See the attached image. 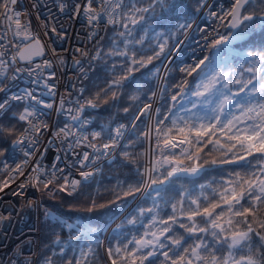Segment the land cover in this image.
I'll return each instance as SVG.
<instances>
[{
	"label": "snow or ice",
	"instance_id": "1",
	"mask_svg": "<svg viewBox=\"0 0 264 264\" xmlns=\"http://www.w3.org/2000/svg\"><path fill=\"white\" fill-rule=\"evenodd\" d=\"M17 3L18 0H0V22L3 23L0 28V94H4L0 98V175L5 176L0 180V193L23 177L12 195L23 196L31 186L53 199L62 193L76 197L80 195L81 185L93 178L98 168L79 171L80 179L70 178L71 173L64 175V170L56 164L46 168L37 156L38 152L41 156L47 152L46 148L38 146L40 137L50 129V125L40 119L44 115L40 106L53 109L54 101H47L29 89L22 94L8 95L10 81L17 79L18 73H36L34 82L38 83L42 75L37 70L53 67V61L49 59L34 64L36 58H43L49 52L53 57L58 56L38 32L32 31L30 21H22V16L27 13L18 11ZM33 7L39 5L34 3ZM56 7L70 21L83 14L91 28L89 40H102L99 33L107 26H112L115 38L106 51L98 45L88 61L91 69L96 61H103L105 57L112 59L113 62L106 65L110 75L91 95H85L88 89H79L74 107L67 109L74 124L59 128L55 137L68 141L69 148L74 142L92 149L91 153H73L78 157L77 164L88 168L102 158L114 159L117 154L129 164H136L137 155L128 149L134 148L141 139L152 142L154 136L156 155L143 171L137 165L135 182L123 184L120 192L114 194L115 198L106 202L89 197L83 204L69 205L73 211L96 213L113 204L123 207L127 198H135L137 194L151 200L150 207H138L135 214L125 217L122 222L143 224L140 218L148 217L144 231L139 234L129 232L122 239L114 237L104 247V264H264V49L244 53L247 67L240 65L237 69L229 63L234 59V44L246 41L249 33L257 28H264V0H228L227 5L215 6L210 0H196L194 8L189 6L191 13L183 12L182 5L176 0H136L135 3L59 0ZM158 7L162 11L175 13L179 9L183 12L182 17H176L183 20L176 28L185 34L196 23L192 15L202 10H207L215 26L198 27L203 34L202 55L193 57V63L179 69L185 78L172 86L176 91L169 98L166 114L149 124L144 118L151 120L153 114L159 116L161 109L153 111L152 103H144V100L155 98L157 93L152 90L150 79L145 78L140 83L141 77L136 73L148 70L161 55L178 51L183 43L177 41L173 48H168L167 36L156 32L155 47L151 44L148 48L143 47L148 36V21L155 18ZM43 28L45 36L51 32L60 39H67V30L62 24L58 28L56 24L45 22ZM137 30L143 33L139 38L134 35ZM161 37L163 42H160ZM76 51L82 57L88 56L82 48ZM149 51L152 54L146 55ZM59 59L60 63L64 62L62 57ZM20 61L29 66L17 67ZM75 63L81 65V74L87 76L88 70L81 61ZM160 71L153 66L149 74ZM194 74L195 77L203 76L193 89L187 77H194ZM48 75L55 78L54 71ZM43 82L47 94L55 96L56 85L49 84L48 79ZM230 85L238 87L232 91ZM125 100L137 104L128 124L115 118L119 111L129 113L130 107H118ZM184 100L190 107L180 103ZM65 103L66 98L62 96L58 112L65 110ZM14 104L16 111H13ZM178 104L179 111L185 115H174ZM87 109L108 112L107 123L98 125V130L92 132L82 131L85 125L92 124V114H86ZM169 120L171 123L167 124ZM138 122L144 124L142 130H138ZM133 136L135 140L131 139ZM122 141L126 143L122 144ZM205 149L209 151L205 152ZM15 150L24 159L10 165L8 154ZM213 153H219V158ZM230 165L236 167L226 171L219 180L200 184L195 193L183 186V181L200 176L206 169ZM174 184L181 185L180 193H172ZM40 204L38 200H29L26 206L37 208ZM164 208L170 212L162 216ZM44 214L55 227L72 229L75 232L72 238L78 243L85 240L77 257L64 256V248L60 249L63 264H94L101 246L100 241L93 239L98 226L73 224L47 208ZM38 264H56V260L53 256L42 255Z\"/></svg>",
	"mask_w": 264,
	"mask_h": 264
},
{
	"label": "built area",
	"instance_id": "2",
	"mask_svg": "<svg viewBox=\"0 0 264 264\" xmlns=\"http://www.w3.org/2000/svg\"><path fill=\"white\" fill-rule=\"evenodd\" d=\"M58 2L59 0H18L16 9L22 13H27L26 16H22V21H30L32 31L38 32L41 39L46 42L48 48L55 49L58 56L53 57L49 52L43 58H36L34 64L41 63L42 59H49L53 61V67L37 70V72H40L42 75V78L38 83L34 82L37 80L36 73H29L27 71L18 73L17 79L10 81L11 87L9 88L8 95H11L12 93L22 94L25 89H29L34 90L47 101H54L53 109H46L42 105L40 106V111L44 113L40 119L46 121L50 125V129L46 130L40 137V144L38 146L40 149L46 148L47 152H44L42 156L38 152L37 156L41 158V162L46 168L50 169L53 164H56L58 168L64 170V175L71 173L70 178L80 179L78 175L79 171L89 170L91 168H98L99 170L104 162L112 159L102 158L95 165H89L88 168H82L77 164L78 157L73 153H82L84 151L91 153L92 149L88 148L86 145H75L74 142L73 147L69 148L68 141L56 138L54 133L65 124H69L70 126L74 124L70 119V114L67 109L74 107V101L77 99L78 91L80 88H84V80L87 77L81 74L79 70L81 65H77L75 61H81L83 67L88 70V75V72L90 71L88 61L95 54L96 47L99 45L100 40L98 38L93 40L88 39L91 28L87 25L86 18L83 14L79 17H74L70 21L66 14H62L57 10L56 4ZM72 2H80V0H69V3ZM34 3L38 4L39 7L34 8ZM132 3L134 2L132 1ZM226 3H228V0H217L214 3V6ZM53 17H55V19H53ZM194 20L196 23L193 25V28L188 30L186 34L183 33L170 47L173 48L177 41H183V43L179 45V50H173L171 55H164L158 66V68H160L163 62L166 63L165 70L162 74L161 87L165 73L174 59L178 60L177 69L179 70L184 65L193 63V57L199 58L201 56L199 53L201 52V45H203L204 41L202 39L203 34L198 30V27L207 26L211 28L215 25L213 19L207 15V10H202L200 13H197ZM45 22L56 24L58 28L59 25L62 24L67 30V39H60L55 33L51 32H48L47 36H45V30L43 28ZM2 27L3 23L0 22V28ZM102 27L104 26L102 25ZM104 32L105 30L101 31L99 36L102 37ZM78 48L84 49L88 53V56L82 57L80 53L76 51ZM60 57L63 58V63H60ZM94 64L95 62L92 64L91 69ZM16 66L27 68L29 65L24 61H20ZM53 71L55 72L54 79L50 78L48 75ZM182 74L184 73L180 72L179 79ZM157 76L158 73L156 75V80ZM44 79H48L49 84L56 85L55 96L47 94L48 89L44 85ZM3 95L4 94H0V98H3ZM62 96L66 98L64 106L65 110L58 112L57 108L59 107V101ZM159 99L160 90L155 99V109ZM151 100H146L144 103L151 102ZM87 113L92 114V124L85 125L82 131L88 133L98 130V127L94 122V110L87 109L86 114ZM72 114L74 115L75 113ZM154 115L155 114H153L152 117L155 123ZM116 120L124 124L130 122V120ZM145 121L152 124L147 117ZM73 130L75 131V128H73ZM70 139L71 138H69V140ZM149 152L151 155H146V153ZM155 155L153 136L152 142L144 140L143 167L147 166L148 161L154 158ZM57 157H60V159L57 160ZM23 159V155L19 153L18 150H15L8 154L7 162L12 165ZM4 179L5 176L3 175L1 180ZM23 179V177H20L16 184H12L10 188L5 189L3 193H0V264H29V261H31V264H38L40 258L41 222L46 217L44 214L45 208H49L43 200V194L31 186L27 188L23 196L12 195V192L17 190V184L22 182ZM138 195L139 194H137V196ZM29 200L40 201V207H27L26 205Z\"/></svg>",
	"mask_w": 264,
	"mask_h": 264
},
{
	"label": "trees",
	"instance_id": "3",
	"mask_svg": "<svg viewBox=\"0 0 264 264\" xmlns=\"http://www.w3.org/2000/svg\"><path fill=\"white\" fill-rule=\"evenodd\" d=\"M135 3L136 0H127L126 3ZM171 2V0H169ZM177 3L182 5L183 12L191 13V5L192 8L196 6V0H176ZM183 12L179 9L177 12H169L167 10H161L159 7L156 10L155 18L150 19L148 21V36L143 45L144 48H148L149 44L155 47L157 43V38L155 36L156 32H162L168 38V48L173 44V42L177 39V37L182 33V30L178 31L176 25L182 23V19H177V15L183 16ZM192 15L191 18H193ZM259 22V21H257ZM143 33H134L136 38H139V35ZM103 39L100 40L99 46L103 47L106 51L110 46V41L115 38V33L112 26H108L102 35ZM160 42H163V37L160 38ZM137 47H140L139 45ZM234 59L229 61L233 67L239 69L240 65H244L247 67V63L244 60V53L248 50L256 49H264V28H257L254 32L249 33L246 41L236 42L234 44ZM158 50V49H157ZM167 51V49H166ZM152 52L149 51L146 55H151ZM164 55H161L159 60L153 61L152 65L148 66V70H141V73H136L137 77H141L140 83H143V79L147 78L152 81V89L154 87L156 74H149L153 69V66L158 68V65ZM177 59H174L170 66L168 67L165 76L164 82L162 85V96L157 104V108L161 109V114L159 116L156 115V120L158 118L162 119L163 114H166V109L169 105L170 96L166 94V92L171 89V91H176L172 86L180 82L185 78V74L181 75L179 79L180 71L177 69ZM113 62L112 59L105 57L103 61H96L93 68L88 72L87 77L84 80V88L89 91L85 92V95H91L92 92L96 91L97 85H101L107 76L110 75L109 68L106 65H110ZM144 74L143 77L141 74ZM203 74L199 77H187L189 80V85L194 89L195 84L199 82ZM245 77H247V73H245ZM157 82V80H156ZM156 87V85H155ZM231 90L235 91L238 87L237 85H230ZM155 90V89H154ZM190 99H195V97H190ZM145 101V100H144ZM185 107H190L187 103V100L181 101ZM119 108L130 107L129 113L125 114L122 111H119L116 114V119H123L129 121L132 114L136 111L137 104L133 102L126 101L122 102ZM156 108V109H157ZM17 107L13 105V111H16ZM234 111V110H233ZM95 112V124L98 126L103 123H107L109 113L103 110H94ZM100 113L97 116V113ZM113 113H116V110L113 109ZM185 115L183 112L179 111V104L177 105V109L174 110L175 114ZM145 120V118H144ZM167 124H170L171 121H166ZM144 128V124L138 122V130H142ZM131 139H136L135 136L131 137ZM126 143L123 141L122 144ZM211 148V146H209ZM129 151L134 152L137 155L136 164H129L127 161H124L119 154L110 161L104 162L98 173L91 178L89 181L84 182L79 189V196L76 197H68L66 194H60V196L55 199L44 195L43 200L46 202L48 208L52 210L53 213L61 216L62 219L71 222L73 224L79 222L84 225H92L98 226V231L94 234L93 239L101 242L102 235L104 237L103 232L105 227H107V223H109L119 212H121L125 206L133 199L132 197L127 198L123 202V207L120 204H113L109 206L107 209H104L100 212L96 213H85V212H77L70 209L69 205L71 204H83L87 198L94 197L98 200V202H106L107 200L114 199L116 193H119L121 190V186L127 183H133L136 179H138L137 173V165L139 166V170L143 171V157H144V140H138L134 148L128 149ZM209 151V149H205V152ZM216 158H219V153H213ZM1 167V165H0ZM235 165L230 166H221L206 169L204 173H202L198 177H191L183 181V186L186 189L193 191L194 193L198 191V186L200 184H208L212 180H219L221 175H224L226 171H230L232 168H235ZM3 175H0V180ZM171 191L173 194L180 193L182 191L180 184H174L171 186ZM151 200L141 197L136 201V203L114 224L111 230L108 233L106 238V246L113 241L114 237L123 238L125 234L131 232L134 234H139L144 231V226L147 224L148 217L140 218L143 220V224L137 223L136 225H128L122 224L125 220V217H128L130 214H135L136 209L138 207H150ZM165 212H170V209L164 208V211L161 213L163 216ZM121 226V227H118ZM75 236V232L72 229L68 228H59L55 227L54 223L47 217H45L41 222L40 228V248H39V257L44 256H53L56 260V264H63V260L61 259L60 249L64 248V256L67 257H77L79 255L80 247H83L85 240L81 239L79 243L77 240L72 237ZM59 237L60 242L57 243V238ZM93 247H96L93 245ZM51 250V251H50ZM105 258L102 252V246L99 247L98 255L95 257L94 264H104Z\"/></svg>",
	"mask_w": 264,
	"mask_h": 264
},
{
	"label": "water",
	"instance_id": "4",
	"mask_svg": "<svg viewBox=\"0 0 264 264\" xmlns=\"http://www.w3.org/2000/svg\"><path fill=\"white\" fill-rule=\"evenodd\" d=\"M140 195L136 196L135 198H133L128 204L127 206L124 207V209L119 212L109 223H112L110 229L108 230L107 234L105 235L104 238H102L101 240V246H102V252H103V256L105 258V254H104V247H106V238L108 236L109 231L111 230V228L114 226V224L136 203V201L139 199ZM107 223V225L109 224ZM106 225V226H107ZM106 228V227H105ZM105 231V229H104ZM104 234V232H103Z\"/></svg>",
	"mask_w": 264,
	"mask_h": 264
},
{
	"label": "bare ground",
	"instance_id": "5",
	"mask_svg": "<svg viewBox=\"0 0 264 264\" xmlns=\"http://www.w3.org/2000/svg\"><path fill=\"white\" fill-rule=\"evenodd\" d=\"M165 67H166V63H162L161 64V67H160V69H161V71L158 73V76H157V82H156V87H155V92L158 94V92H159V90H160V87H161V81H162V74H163V72H164V70H165ZM157 97V96H156ZM156 97L155 98H152V100H151V103H152V107H153V111H154V109H155V107H154V104H155V99H156ZM152 124L154 123V121H153V117H152V120H149ZM111 225H112V223H109L108 225H107V227H106V230H105V232H104V237H105V235L107 234V232H108V230L110 229V227H111ZM103 237V238H104Z\"/></svg>",
	"mask_w": 264,
	"mask_h": 264
},
{
	"label": "rangeland",
	"instance_id": "6",
	"mask_svg": "<svg viewBox=\"0 0 264 264\" xmlns=\"http://www.w3.org/2000/svg\"><path fill=\"white\" fill-rule=\"evenodd\" d=\"M170 93V94H173V93H175V91L173 92V91H171V89L169 88V90L167 91V93ZM232 110H234L235 111V109L233 108ZM176 151H179L178 149L176 150Z\"/></svg>",
	"mask_w": 264,
	"mask_h": 264
}]
</instances>
